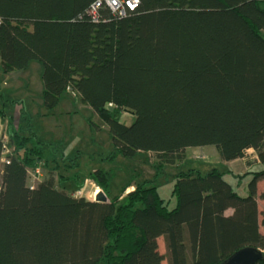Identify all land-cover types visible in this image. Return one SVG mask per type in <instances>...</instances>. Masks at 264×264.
Wrapping results in <instances>:
<instances>
[{
	"label": "trees",
	"instance_id": "trees-1",
	"mask_svg": "<svg viewBox=\"0 0 264 264\" xmlns=\"http://www.w3.org/2000/svg\"><path fill=\"white\" fill-rule=\"evenodd\" d=\"M122 1L124 12L107 0H0L4 70L42 61L46 109L73 92L110 130L112 157L146 154L156 176L208 146L251 169L181 170L171 207L156 179L112 197L102 168L89 177L109 201L89 200L79 195L86 178L68 188L77 177L61 163L74 162L51 165L0 108V264H220L245 247L264 252V0ZM41 165L48 175L34 187Z\"/></svg>",
	"mask_w": 264,
	"mask_h": 264
},
{
	"label": "rangeland",
	"instance_id": "rangeland-1",
	"mask_svg": "<svg viewBox=\"0 0 264 264\" xmlns=\"http://www.w3.org/2000/svg\"><path fill=\"white\" fill-rule=\"evenodd\" d=\"M43 73L42 61L33 60L20 74L13 73L12 78L4 70L0 52V108H5L8 116L13 115V123L17 126L19 123L25 124L31 129L34 133L33 144L41 147L44 158L48 159L51 165L65 159L68 163L74 162L75 166H65V162L61 163L65 173L77 177L76 180H69L68 188H75L76 182L86 178L79 195L89 200H95L97 191L102 190L99 184L89 177L90 173L102 168L110 172L112 197L121 194L123 188L130 183L156 179L154 183L162 196L170 202L171 207L176 204L173 197L175 174L181 170L193 168L207 174L216 166L224 168L227 166L235 173L243 174L251 169L249 158L225 162L220 158L218 149L213 146L188 149L187 158L182 163L167 164L164 172L158 176L157 168L153 165L154 160L146 154H139L135 158H126L120 154L112 157L114 143L110 130L106 126L98 129L91 123L96 120L94 110L80 101L73 92L65 93L60 104L52 112L46 109ZM134 119L135 116L129 112L121 114V120L128 124ZM5 126L6 123L0 118V127L4 129ZM40 167L42 168L39 173L38 170H32V178L35 176L38 180L41 176L43 178L48 175V171L42 165ZM255 168L259 169L260 166L257 165ZM229 179L239 189V180ZM248 180L250 177L239 181L242 189L246 190ZM263 188L264 180L260 191ZM133 189L135 185H132L129 191ZM242 189L241 192L246 194ZM232 212V209L227 211L228 214ZM159 241L160 250L166 254L165 241L163 238ZM163 264H168L167 260Z\"/></svg>",
	"mask_w": 264,
	"mask_h": 264
},
{
	"label": "water",
	"instance_id": "water-1",
	"mask_svg": "<svg viewBox=\"0 0 264 264\" xmlns=\"http://www.w3.org/2000/svg\"><path fill=\"white\" fill-rule=\"evenodd\" d=\"M95 200L108 202L109 198L104 190H99ZM262 259H264V252L261 248L245 247L233 253L220 264H257Z\"/></svg>",
	"mask_w": 264,
	"mask_h": 264
},
{
	"label": "built area",
	"instance_id": "built-area-1",
	"mask_svg": "<svg viewBox=\"0 0 264 264\" xmlns=\"http://www.w3.org/2000/svg\"><path fill=\"white\" fill-rule=\"evenodd\" d=\"M107 2L113 8V10L115 12H124L125 11V7H124L125 2L124 1H122V0H107ZM101 3L102 2L99 1L96 4H94L93 11L91 13L95 16V18H96V14H97V9L99 8ZM138 3H139V0H131V1L126 2V4L128 6H130V8H132V9L135 8L138 5ZM39 172L40 171L38 170V173ZM36 179L37 178L34 176L33 181L36 183L34 185V187H37V184H38L39 179L38 180H36Z\"/></svg>",
	"mask_w": 264,
	"mask_h": 264
},
{
	"label": "crops",
	"instance_id": "crops-1",
	"mask_svg": "<svg viewBox=\"0 0 264 264\" xmlns=\"http://www.w3.org/2000/svg\"><path fill=\"white\" fill-rule=\"evenodd\" d=\"M20 72H23V71H13V72H9L8 73V75L10 76V77H12V78H14V76H13V73H19L20 74ZM4 131V129L2 128V127H0V132H3ZM238 160V159H237ZM262 183V182H261ZM261 183H260V185H259V188H260V186H261ZM263 190V189H262Z\"/></svg>",
	"mask_w": 264,
	"mask_h": 264
},
{
	"label": "clouds",
	"instance_id": "clouds-1",
	"mask_svg": "<svg viewBox=\"0 0 264 264\" xmlns=\"http://www.w3.org/2000/svg\"><path fill=\"white\" fill-rule=\"evenodd\" d=\"M98 192V191H97Z\"/></svg>",
	"mask_w": 264,
	"mask_h": 264
}]
</instances>
